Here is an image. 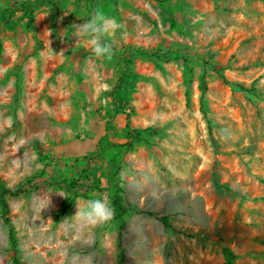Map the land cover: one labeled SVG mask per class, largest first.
<instances>
[{
  "label": "rangeland",
  "instance_id": "1",
  "mask_svg": "<svg viewBox=\"0 0 264 264\" xmlns=\"http://www.w3.org/2000/svg\"><path fill=\"white\" fill-rule=\"evenodd\" d=\"M163 2L0 0V186L39 185L5 197L16 264H264V0ZM97 8L123 26L111 61L72 34ZM116 163L134 210L77 221L82 195L110 204Z\"/></svg>",
  "mask_w": 264,
  "mask_h": 264
},
{
  "label": "trees",
  "instance_id": "2",
  "mask_svg": "<svg viewBox=\"0 0 264 264\" xmlns=\"http://www.w3.org/2000/svg\"><path fill=\"white\" fill-rule=\"evenodd\" d=\"M163 1H168V0H159L162 9L164 11V16L165 15H169L167 9L164 6V2ZM37 4L34 2H23L22 6L19 8V10L22 12L21 18H27L28 22H31L33 20V15H34V11L37 8ZM0 16L3 17V19H8L10 20L12 18V13L10 12L9 9H2L0 10ZM170 16V15H169ZM168 19H170V17H168ZM172 21V19H170ZM172 27H174V25H171ZM31 30L33 32H35V28L32 26ZM2 43L0 40V63H1V55H2ZM145 52H141V54H143ZM131 65L130 60L126 59L125 57H122V59L120 60V67H121V74L119 75V77L117 78V83L114 87L115 90L119 89L121 87V84L123 83V78L130 73L129 70V66ZM241 90H245L243 87L241 88ZM130 136H134V137H138V132H134L132 130V132H130ZM129 145L128 143L125 144H120V145H112L113 147H123V146ZM88 158H94V155L89 154L88 156L85 157V159ZM47 166V165H46ZM122 170V167L120 166L119 163H116L114 165V168L112 170V173L110 174L109 178H108V187H107V194H108V198L110 200V206L115 210V217L117 219V221L121 224L124 219L125 216L128 214V212H131L134 210L133 207H131L130 205H128V207H124L121 204V194L123 193V188L121 186V176H120V172ZM54 180V179H53ZM72 182H76L75 180H70L68 181L67 179H58V180H54L53 181H44V183H41L42 185H48L53 187L54 189H60V184L66 185L67 187L70 188H74L75 184H73ZM30 182H28V184H30ZM39 187L38 184H35L32 186L31 189H27L25 187V185H20L18 187H16L13 190L10 189H6L2 186H0V206L2 207V217H3V223L4 226L6 228V232H7V237H8V244H9V250L11 252H13V256H12V261L13 264L17 263V245H16V240H15V235H14V229L13 226L10 222L9 217L7 216V204L5 202V197L6 196H12V197H16L18 195L30 192V190H37ZM77 196V195H76ZM81 197L89 200L91 199L90 197H87L86 195H82ZM72 202L68 203L66 206L63 207L62 211L60 212V216H63L65 213L68 212V210H70L71 206H72ZM149 215H151L149 213ZM152 216V215H151ZM223 255L226 259L227 262H230L231 260H233V255L229 253L228 249H224L223 250Z\"/></svg>",
  "mask_w": 264,
  "mask_h": 264
},
{
  "label": "clouds",
  "instance_id": "3",
  "mask_svg": "<svg viewBox=\"0 0 264 264\" xmlns=\"http://www.w3.org/2000/svg\"><path fill=\"white\" fill-rule=\"evenodd\" d=\"M122 27L115 17L108 16L97 8L86 21L72 25V34L76 37V43L87 46L97 59L111 61L115 54V37ZM126 35L123 33L122 38H126ZM50 43L49 41V45ZM49 203L48 200L40 211L48 207ZM76 206L77 211L72 217L83 224H103L112 220L115 215V210L106 199H89L84 203L77 201Z\"/></svg>",
  "mask_w": 264,
  "mask_h": 264
}]
</instances>
